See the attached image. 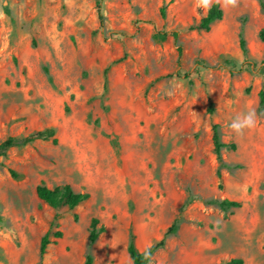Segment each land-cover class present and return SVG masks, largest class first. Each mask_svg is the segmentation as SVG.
<instances>
[{
  "label": "rangeland",
  "instance_id": "rangeland-1",
  "mask_svg": "<svg viewBox=\"0 0 264 264\" xmlns=\"http://www.w3.org/2000/svg\"><path fill=\"white\" fill-rule=\"evenodd\" d=\"M214 1L0 0V142L59 138L0 157V264H133L132 236L143 252L174 221L149 264H264V10L218 0L223 18L191 30ZM250 109L256 126L234 133ZM213 123L236 144L221 162ZM41 184L90 198L54 207ZM93 218L106 229L92 244Z\"/></svg>",
  "mask_w": 264,
  "mask_h": 264
},
{
  "label": "trees",
  "instance_id": "trees-1",
  "mask_svg": "<svg viewBox=\"0 0 264 264\" xmlns=\"http://www.w3.org/2000/svg\"><path fill=\"white\" fill-rule=\"evenodd\" d=\"M260 3L261 8L264 10V0H258ZM166 9L167 6H163L161 13L163 17H166ZM224 16V10L221 6V2L216 0L214 1L210 7L208 8L207 13L203 14L199 23L192 25L190 27L191 30H205L209 31L211 29V25L217 21L222 19ZM99 18L101 23L104 22V15L101 9V6L99 7ZM172 35L174 36V39L176 43L179 42L180 32L179 31H173ZM262 39H264V30L261 33ZM245 44V41L242 40V45ZM178 52H179V63L182 62L183 59V46L178 44ZM261 103L264 105V90L261 92ZM209 112L213 113V103H211L209 107ZM213 130V141H214V152L218 158V160L222 161V150L224 148H232L236 149V144H226L222 142L221 140V132H220V125L218 123H213L212 125ZM38 140H52L54 143L59 142V138L57 136V130L54 127H49L43 130H37L34 131L26 136L23 137H8L4 141L0 142V157L6 156L9 151L13 147L17 146H26L29 144H32ZM12 173L16 176L17 174L12 171ZM218 176L220 178V183L223 185V174L222 171H218ZM38 196L46 201L47 203L51 204L54 207H62V206H68L71 209L77 208L79 205L84 203L90 198V193L88 192H75L71 184H64L56 186L55 188H51L45 184H41L37 188ZM220 205L222 207L227 206H234L238 207L241 205V203L237 200H230V199H224L220 202ZM75 218H78V215L75 214ZM177 227V221H174V223L169 227V229L166 232L165 237H163L161 240L151 244L147 249L143 252L139 251L136 243L135 238L132 236V239L130 241L128 251L132 258L133 264H149L155 255V253L163 248L165 246L166 237L171 235ZM105 227H99V219L93 218L91 223V231L89 236L90 243H95L100 235L105 231ZM56 237H61L63 235L62 231L55 232ZM57 240L51 239V231L47 232L46 235L42 238L41 242V256L42 258L45 257V255L48 252V247L56 243ZM145 253H147V257L145 256ZM233 264H243L242 259H233ZM84 264H95V257L92 254H88L86 261Z\"/></svg>",
  "mask_w": 264,
  "mask_h": 264
},
{
  "label": "clouds",
  "instance_id": "clouds-1",
  "mask_svg": "<svg viewBox=\"0 0 264 264\" xmlns=\"http://www.w3.org/2000/svg\"><path fill=\"white\" fill-rule=\"evenodd\" d=\"M226 4H235V0H225ZM256 126V111L250 109L242 115L236 116L230 123V129L236 134H243L246 129H251ZM147 257V253H145Z\"/></svg>",
  "mask_w": 264,
  "mask_h": 264
}]
</instances>
